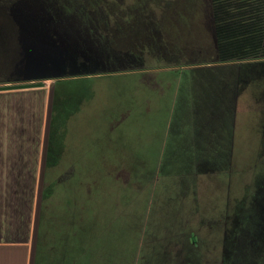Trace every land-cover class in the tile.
I'll list each match as a JSON object with an SVG mask.
<instances>
[{
  "label": "rangeland",
  "instance_id": "1",
  "mask_svg": "<svg viewBox=\"0 0 264 264\" xmlns=\"http://www.w3.org/2000/svg\"><path fill=\"white\" fill-rule=\"evenodd\" d=\"M102 1H108L114 9H123L127 16L132 15L125 9L127 6L139 5L133 9L132 19L125 27V42L133 44L135 36L140 37L149 46L161 48L156 52L166 53L167 57L143 55V63L122 65L120 72L88 77L97 75L93 73L101 69L98 61L84 62L78 57V64L85 65H75L67 49L71 47L66 45L72 41L68 37L71 29L82 24L78 18H82L85 9L93 10L100 5L95 0H53L54 19L46 15L34 19L32 14L27 15L35 24L28 27L22 46L30 38L34 46L23 55L21 51L15 55L8 47L6 42L12 35L9 28L0 27V77L13 80L1 84L0 90L52 89L51 145L69 148L71 131L85 130L81 116L90 117L91 123L94 120L95 148L101 146L102 132L109 131L111 143L117 142L120 133L124 135L120 149L128 156L134 150L133 136L137 135L142 140L140 151H143L138 157L149 166L105 169L95 158L94 169L78 170L79 178L71 179V171L67 180L59 177L66 169L51 173L46 182L50 185L42 196V223L35 238V260L41 258V264L53 263L57 235L54 227L56 223H65V216L55 217V210L59 214L70 210L67 205L70 185L75 186L78 178L77 217L72 219L71 233L78 264H264V147H261L264 144L259 145L255 140L257 115L254 116L253 106L249 112L253 127L247 136L249 143L239 140L234 155L237 171L231 186L229 214H225L226 201L216 195L214 215L190 218L191 231L168 232L183 227L181 217L174 216L178 209L175 185L166 186L162 170L156 168L160 150L155 143L160 144L171 97H159V91L146 84L151 82L158 87L176 83L180 73L184 80H189V71L167 67L219 61L209 0ZM11 23L0 19V25ZM141 69L155 72L137 73ZM138 81L142 83L137 85ZM87 94H90L88 98ZM243 136L244 133H239V138ZM130 161L133 160L126 157L123 164L133 167ZM80 178L84 182L82 186ZM55 179L64 181L53 185Z\"/></svg>",
  "mask_w": 264,
  "mask_h": 264
},
{
  "label": "crops",
  "instance_id": "2",
  "mask_svg": "<svg viewBox=\"0 0 264 264\" xmlns=\"http://www.w3.org/2000/svg\"><path fill=\"white\" fill-rule=\"evenodd\" d=\"M165 69L189 71L190 77L184 80L180 73L176 83L158 87L151 82L146 84L157 89L159 97H171L160 144L155 143L160 150L156 168L162 170L166 186L175 185L178 209L174 216L181 217L183 227L168 232L184 233L191 231L190 218L214 215L216 195L226 201L225 214H229L231 186L237 171L234 155L239 140L247 143L249 130L253 129L249 115L252 106L254 116L257 115L255 140L264 144V61H197ZM143 72L150 75L155 71L141 69L137 73ZM96 76L99 75L88 77ZM141 83L138 81L137 85ZM51 97L52 89L45 87L0 90V264H41V258L35 260V238L42 223V196L50 185L46 182L51 173L66 169L59 177L67 180L71 171V179L79 178L78 170L94 169L95 158L105 169L149 167L138 157L143 151L137 135L133 136L134 150L128 156L120 149L124 138L120 133L117 142L111 143L109 131L102 132L101 146L95 148L94 120L91 123L90 117L81 116L85 130L71 131L69 148L51 145ZM107 126L111 128L109 122ZM241 132L245 136L239 138ZM154 139L158 142L157 137ZM126 157L133 160V167L123 164ZM78 178L75 186L70 185V210L61 214L55 210V217L65 216V223L54 227L57 235L52 264H78L71 238L79 201ZM60 182L55 179L52 184ZM83 184L81 180L79 185Z\"/></svg>",
  "mask_w": 264,
  "mask_h": 264
},
{
  "label": "trees",
  "instance_id": "3",
  "mask_svg": "<svg viewBox=\"0 0 264 264\" xmlns=\"http://www.w3.org/2000/svg\"><path fill=\"white\" fill-rule=\"evenodd\" d=\"M95 1L100 5L93 10L85 9L82 18H78L82 24L71 29L72 36L68 35L72 37V41L66 46L71 47L67 49L70 51V57L75 59V65H85L78 64V57L85 60L84 62L98 61L101 69L93 74L104 75L122 71L118 70L122 65L143 63L146 55L162 59L167 57L166 53L156 52L161 48L149 46L140 37L135 36L133 44L125 42V27L132 19L133 9L139 5L127 6L125 9L132 14L127 16L126 11L119 7L114 9L108 1ZM51 3L53 0H0V19L12 22L10 26L0 25L3 29L9 28L12 35L9 41L5 39L4 42L7 41L6 44L12 48L15 55L19 51L20 55L26 54L34 46V40L31 38L22 46L28 27L35 24L29 21L31 18H27V15L32 14L34 19L43 18V15L54 19L56 8ZM209 3L218 62L264 61V0H209ZM128 60L134 62L130 63ZM0 79V85L13 82L2 80L6 79L5 77ZM47 79L49 78L45 80Z\"/></svg>",
  "mask_w": 264,
  "mask_h": 264
}]
</instances>
